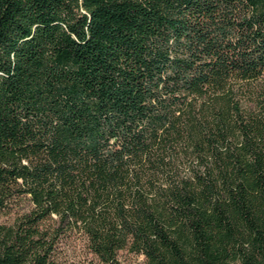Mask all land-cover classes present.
<instances>
[{
  "label": "trees",
  "instance_id": "1",
  "mask_svg": "<svg viewBox=\"0 0 264 264\" xmlns=\"http://www.w3.org/2000/svg\"><path fill=\"white\" fill-rule=\"evenodd\" d=\"M0 264H264V0H0Z\"/></svg>",
  "mask_w": 264,
  "mask_h": 264
},
{
  "label": "rangeland",
  "instance_id": "2",
  "mask_svg": "<svg viewBox=\"0 0 264 264\" xmlns=\"http://www.w3.org/2000/svg\"><path fill=\"white\" fill-rule=\"evenodd\" d=\"M27 196L16 197L6 207L0 208V224L10 225L31 208ZM120 264H144V256L129 251L127 248L118 251ZM58 264H104L87 247L83 236L71 234L63 237L56 249Z\"/></svg>",
  "mask_w": 264,
  "mask_h": 264
}]
</instances>
